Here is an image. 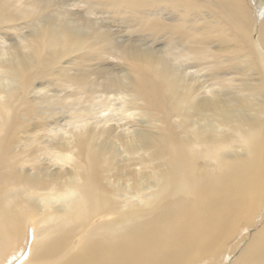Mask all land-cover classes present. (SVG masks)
Masks as SVG:
<instances>
[{
	"label": "bare ground",
	"instance_id": "6f19581e",
	"mask_svg": "<svg viewBox=\"0 0 264 264\" xmlns=\"http://www.w3.org/2000/svg\"><path fill=\"white\" fill-rule=\"evenodd\" d=\"M8 1L1 30H32L15 54L0 34V264H264V0H83L138 15L131 46L76 3ZM83 51L118 68L85 92L103 110L58 147L22 137L45 129L34 83Z\"/></svg>",
	"mask_w": 264,
	"mask_h": 264
},
{
	"label": "rangeland",
	"instance_id": "374dc122",
	"mask_svg": "<svg viewBox=\"0 0 264 264\" xmlns=\"http://www.w3.org/2000/svg\"><path fill=\"white\" fill-rule=\"evenodd\" d=\"M53 1H56V4H57V1H60V2L64 1L66 4H71V2L76 3V5H78L79 8L77 7L75 9L79 10L78 13H82L79 17L82 16V19L84 18V20L86 18H89L91 20L96 19L95 20L97 24L96 26L103 28V30H106V31L108 30L110 32L108 33L110 35L112 34L111 37L114 39V41H121L123 42V44L131 46L130 44L125 43V42L128 40L131 42V44H136L135 42L136 37L134 36L142 35L141 32L133 31L132 30L133 26L125 24L127 20L136 21L139 18V16L128 13L125 10L120 9L118 11H115L112 13L109 12L110 14L109 13L107 14L105 9L99 7V12H98V9L96 8L93 10L94 12L93 14H86L85 13L87 11L86 9L89 8L90 6L88 3L87 4L83 3V0H75V1H70V2H68V0H53ZM3 2L6 3L9 1L0 0V4ZM15 2L16 0H13V3ZM64 2L63 4H65ZM17 3H19L18 0H17ZM60 6L61 5L58 4V7ZM75 9L73 11H77ZM97 21L99 23L101 21V23L99 24ZM102 22L104 25L102 24ZM108 22H111V23H108ZM16 25L18 27L13 29L14 31L7 30V29L2 31L1 30L2 25H0V34L2 35L3 38L6 39L5 46L10 47V51L13 54L17 52L21 53V50L19 49V46H18L19 37L24 36L25 34H27L28 32L32 30V28H29L28 25L24 23V21L16 22L14 26ZM3 34H6V35H3ZM145 43L147 44V46H149L150 40H144V42L142 43L140 42L138 46H140V44H145ZM92 53H93L92 55H89V52L83 51V52L74 54L70 58L67 57L65 59L60 60L59 61L60 63L56 64L54 67L51 68L52 74L50 77L44 79L43 81H37L36 83H34V86L36 87V89L41 91L40 92L41 95H39V99L44 101L42 105L35 106L36 114H46V115H43V117H38L35 120H31L30 124L32 125L39 124V125H42V128L44 127L45 129H44V132L41 129L40 131L39 129H37V130H31L30 132H27L26 134L21 133L22 137L26 138L27 136L29 137L34 134L36 138H39V139L41 138L43 141H45L47 140V136H48V139H55L56 141H58V143L56 142V147H58L59 146L58 144H61V143L63 144L65 142L62 139L63 138L62 134L66 131H71L73 126L76 124L77 113L83 110H90L93 114H95L103 110L102 104L97 103V100H94L93 102H87L88 95L85 92H87L94 83L97 86L98 85L97 82L100 83L103 80H105L104 69L110 68L116 71V69L118 68L111 67L112 65L111 62H114V60L112 59L108 60L107 55H103L104 57L103 56L101 57L95 52H92ZM121 75L122 73L118 74L119 77ZM78 76L80 77L86 76V78L84 79L85 81L87 80L86 81L87 83H89L83 92L79 91L77 89V86H75L73 83L69 81ZM93 90H94L93 92L96 91L94 93L95 98L101 95V91L97 87ZM44 97L56 99L57 102H52L51 105H48L46 103L49 101H47ZM102 115H105V112ZM115 119L117 121V124L113 123V125L118 126L119 130H123L127 127H130L128 115L116 116ZM143 121L147 122V119H144ZM88 124L89 125L92 124L90 120H88ZM87 127L92 129V127H89V126ZM149 127H151V124H149ZM141 128L143 130V134H149L153 132L152 129H149L147 127L146 123L142 124ZM47 130H51V131L53 130V132L47 133ZM110 133L111 134L109 135H103L100 138H97L95 141H98L97 143H106L114 151H117L118 147H117V142L115 139L118 140V138H124V137L121 136L120 134H117V131H111ZM44 155L45 154H42L40 152V158L43 159V165H46L49 163V161L47 160L48 157ZM96 222H98V220H96Z\"/></svg>",
	"mask_w": 264,
	"mask_h": 264
}]
</instances>
